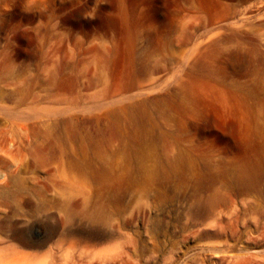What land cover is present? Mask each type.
Here are the masks:
<instances>
[{"label": "rangeland", "instance_id": "374dc122", "mask_svg": "<svg viewBox=\"0 0 264 264\" xmlns=\"http://www.w3.org/2000/svg\"><path fill=\"white\" fill-rule=\"evenodd\" d=\"M145 2L135 22L123 0H0L2 264H264V91L254 108L222 100L226 55L241 97L264 62V0ZM117 17L138 74L106 97ZM213 39L225 46L207 52ZM199 59L180 108L177 82ZM120 150L124 182L109 166Z\"/></svg>", "mask_w": 264, "mask_h": 264}, {"label": "bare ground", "instance_id": "6f19581e", "mask_svg": "<svg viewBox=\"0 0 264 264\" xmlns=\"http://www.w3.org/2000/svg\"><path fill=\"white\" fill-rule=\"evenodd\" d=\"M146 0H123L124 5L126 6L127 10L129 11V13L131 14L130 17L131 18H135V22H137L138 20H140L139 18H141L143 16V14H136V10L139 9V7H142L146 4L145 2ZM194 2L196 3V6L198 8L199 11H204L205 8V3L206 0H194ZM232 11V8L230 6L226 7V17L229 15L230 16V12ZM135 12V13H134ZM118 23L116 29V33H115V37H113V53L111 56V60L109 62V66L108 69L106 71V73L103 76V85H102V89L100 91V95L101 96H106V97H110L111 95H115V94H122L124 93V91L126 90V88L130 85H132L135 81H136V74H138L137 71H135V67H133V65L131 64L130 59H127L126 55L123 54L124 50H125V39H124V27L125 23H124V19H121L120 17H117L114 19L113 23ZM121 22H123L121 24ZM110 23V28L113 26L114 24ZM129 24V21H128ZM106 24L103 25V27ZM229 26V25H228ZM254 27V26H252ZM240 27L238 26L237 29H239ZM105 32V31H104ZM226 32L231 35L230 38H237V39H241L240 41L243 42L244 41V34H243V29H241L239 32L234 31L232 29V27H228L226 28ZM110 35V34H108ZM223 41H219L216 39L211 40V42H209V44L205 47V50L207 52L210 51H218L220 48H222L223 46H225V43L223 44ZM127 49L129 50V47L127 46ZM245 50L248 51V54L251 55V52L253 53L252 49L249 47H245ZM204 51V52H206ZM236 59L235 54H228L225 56L224 61H225V69H224V76H225V84H226V89L227 91L222 94V100L224 102H226L228 100V98H232L234 99L237 103L240 104H248L250 107L254 108V106H257L258 104L256 103V96L257 94H263L260 91H264V62H260L259 60L256 61V65H250V67H248L247 71H248V75L244 76L246 78H248L251 82V84L249 85V97H241V96H237L236 93H234V91L232 89H230L231 87L233 88V86L235 85L234 82H237L235 77L234 82L229 83V80H227V75L228 73H226V69H228V65L232 64V63H228L232 61H234ZM128 61V62H127ZM202 59L199 60H195V62H192L190 64V68L189 71L187 73L184 74V76L182 78H180L177 82L179 90L177 91L178 93V102H177V106L180 108H187L189 105V96H191L194 93L195 90V86L193 85V81L196 79V75H198L201 70L200 69H196L197 67H199L201 65ZM245 63V62H244ZM246 64V63H245ZM237 69V68H236ZM244 72V71H243ZM242 74V73H241ZM245 74V73H244ZM196 76V77H195ZM205 78V77H204ZM243 79V78H240ZM248 83V81H247ZM247 85V84H246ZM198 93L202 92V88H199ZM251 96V97H250ZM258 102L261 103L264 106V96H261L258 98ZM210 103L207 104H203V107L209 106ZM59 121V120H58ZM150 144H148L147 142H143L142 146L143 148H148ZM101 142L97 141L93 144V152L97 155H101L102 154V150H101ZM149 150H143V152H148ZM263 154H264V148L262 150ZM125 151L120 150L118 153H115L111 158L112 161L110 162L109 166H113V164L118 163V165L120 166L123 175H122V181L124 182L126 179H128V172L132 166V162L128 159V157H126V155L124 154ZM150 155V154H149ZM139 160V165H143V161H144V157L141 154V156L139 155V158H137ZM264 163V162H263ZM138 165V166H139ZM173 167L176 172L179 173H184L185 171L189 170L192 167V161L191 159L187 158L184 155H180V157H178L175 162L173 163ZM111 168V167H110ZM104 172H107V167H104V169L101 171V175H103ZM246 173L241 170L240 172H237V178L240 180H246L245 178ZM3 263V257L0 255V264Z\"/></svg>", "mask_w": 264, "mask_h": 264}]
</instances>
